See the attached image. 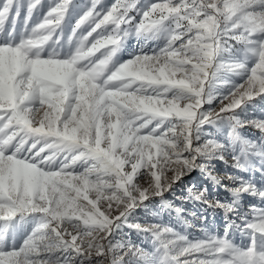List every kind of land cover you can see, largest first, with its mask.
<instances>
[{
  "label": "snow or ice",
  "instance_id": "obj_1",
  "mask_svg": "<svg viewBox=\"0 0 264 264\" xmlns=\"http://www.w3.org/2000/svg\"><path fill=\"white\" fill-rule=\"evenodd\" d=\"M130 36L142 42L120 60ZM257 97L264 0H0V264H264V206L231 226L246 244L229 227L190 240L132 219L193 169L212 176L211 159L244 171L264 158V119L239 115ZM213 178L231 201L190 195L234 213L242 193L264 204L250 178ZM125 227L151 251L117 239Z\"/></svg>",
  "mask_w": 264,
  "mask_h": 264
},
{
  "label": "rangeland",
  "instance_id": "obj_2",
  "mask_svg": "<svg viewBox=\"0 0 264 264\" xmlns=\"http://www.w3.org/2000/svg\"><path fill=\"white\" fill-rule=\"evenodd\" d=\"M105 2L111 3L112 0H105ZM141 42L142 40H138L135 36H130L125 42L124 49L119 53L120 60L128 59L130 54L135 51V47ZM151 43L149 42V46H151ZM237 82L241 81L237 80ZM220 104L219 100L214 101L211 105L212 110H218ZM204 107L207 109L209 106L205 105ZM239 115L241 118L264 119V98L257 97L244 105L243 111L239 112ZM204 131L215 135L217 139H223L227 129L226 127L217 129L211 125H206ZM239 131L242 136L252 140L259 139L261 136L259 130L251 126H245ZM226 160L228 162L219 159L209 161L208 167L213 174L212 176L199 169L188 172L180 180L174 182L172 187L165 191L162 196L152 197L145 201L142 207H138L133 214V222H139L142 225L152 223L168 224L190 240L204 238L206 234L224 236L226 227H229L231 229L229 236L233 239V242L246 244L247 238L231 226L233 223H241L240 216L248 210L250 205L264 206L258 197L248 193L240 194L237 198L239 209L238 212L234 213L226 212L220 207L210 206L203 200L195 199L189 193L190 188L197 193L206 189V199L209 201H231L233 199L232 194L222 187V184H229V182L213 178H223L228 173H235L245 179L250 178L257 186L264 187V174L260 171V169H264V158L251 156L247 169L244 171L231 167L230 154H226ZM171 175L172 173L169 172V178ZM140 183L147 186L144 179H141ZM176 209H180V211H176ZM117 239H130L133 243L149 251L152 249L151 238L147 233L137 232L127 227L118 230Z\"/></svg>",
  "mask_w": 264,
  "mask_h": 264
}]
</instances>
